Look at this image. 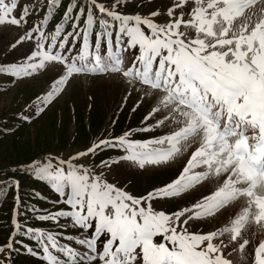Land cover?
<instances>
[{"label":"snow or ice","instance_id":"6c2138e0","mask_svg":"<svg viewBox=\"0 0 264 264\" xmlns=\"http://www.w3.org/2000/svg\"><path fill=\"white\" fill-rule=\"evenodd\" d=\"M129 2H70L63 22L49 31L59 0H45V7L39 0H31V7L0 0V28L25 29L9 50L31 45L16 61L0 62V76L15 82L56 73L37 97L33 116L79 76L118 74L128 89L140 93L138 104L145 98L152 102L145 122L153 124L139 131L167 129L143 142L125 132L68 159L33 161L28 171L57 194L56 204L64 205L35 218L74 231L21 225L17 209L8 242L0 244V264L18 251L20 234L37 242L43 264H232L229 246L237 245L232 251L243 255L251 244L245 234L264 231V0H169L163 10L144 15L123 11ZM33 15L41 22L28 27ZM31 119L23 116L25 122ZM103 148L125 154L101 161L99 172L78 163ZM120 161L138 169L182 164L170 182L135 197L104 178L103 169ZM11 179L0 182V191L13 186ZM203 186L211 190L176 212L153 207L155 200ZM14 199L18 205L20 197ZM229 209L212 230H191L193 222L217 220ZM248 255L251 264H264V241Z\"/></svg>","mask_w":264,"mask_h":264},{"label":"rangeland","instance_id":"374dc122","mask_svg":"<svg viewBox=\"0 0 264 264\" xmlns=\"http://www.w3.org/2000/svg\"><path fill=\"white\" fill-rule=\"evenodd\" d=\"M19 2L21 4L28 3L31 7V0H19ZM70 2H76V0H59L58 7L53 10L49 31H51L52 26L55 24L63 22L62 16ZM39 3L41 7H45V0H39ZM168 4L169 0H130L123 11L128 14L140 13L144 15L156 8L163 10ZM16 15H19V10H17ZM40 15L43 16L44 13L42 12ZM40 22V19L36 15L30 16L28 18V27H31L33 23L39 24ZM22 31H25V29L0 28V62H3L5 65L14 62L18 57L24 56L31 48L30 44H24L15 50H9L10 43ZM127 55L130 61L132 53H128ZM55 76V72H45L34 78L21 79L15 82H12L7 76H0V171L8 168L12 141L16 140L19 142L22 135L32 136L41 126L48 122L53 124L52 129L54 132L59 129L61 121L65 122L68 128L67 138L63 147H58L56 145L58 143L57 138L54 137L55 133L54 135L53 133H49V138L51 139L49 141L52 143L54 149L50 152L37 154L35 158L37 161L56 157L68 159L86 150L100 139L119 137L125 132H130L131 139L143 142L153 137H158L164 131H167V129H154L151 132L139 131L140 128L153 124L151 120L145 122V117L152 107V102L149 98H145L138 104L140 93L128 89V86L118 74L96 77L79 76L72 80L66 90L43 113L33 116V106L38 103L37 97H42L46 90L49 89L50 83ZM128 91H131L130 95L127 94ZM65 110H68L67 115H64ZM76 110L83 111L85 131L76 129ZM92 110H94V113L99 111L100 117L103 118L99 128L96 129H90L89 127L88 113ZM25 115L32 116L31 122L23 120V116ZM122 117L124 119V126L120 130H115L117 124L121 122ZM6 129L9 131H5ZM124 154L118 148H103L97 150L94 155L81 158L78 163L94 167L99 172L101 171V161L119 160ZM181 164L182 161L173 166H149L144 169H138L129 162L120 161L117 164L111 165L110 168L103 169V174L109 183L123 189L130 195L144 197L154 189L170 182L178 174ZM6 179L7 177H4V174H0V181ZM31 179L32 184H28L25 190L20 189V187L17 190L20 198L22 196L21 192L25 191L26 194H31L30 197L26 198L27 201H20L18 204V214H24L23 223L45 232L66 231L67 233H72L74 230L70 226L62 229L55 223L43 222L35 218L37 214L55 212L57 209L64 207V205L55 203L58 199L57 194L45 182L38 181L33 173L31 174ZM153 179H156V181L154 182ZM151 184L153 186L146 189ZM210 190L209 186H203L189 191L180 197L155 200L152 202L153 207L158 211L166 213L176 212L191 205ZM35 193H39L43 198L38 199ZM14 197L12 198L11 205H13ZM31 209H37L38 211L32 212L30 211ZM230 211L231 209L226 210L217 220L193 222L191 230L208 232L214 226H219L220 222L229 216ZM30 222H34L35 225H29ZM61 223L66 224L65 221H61ZM7 235L4 244L8 242L10 232ZM245 238L249 239L251 244L248 249H245L243 255L232 251V249L237 247L235 244H231L229 249L226 250V254L232 261V264H251V258L248 253L255 247L258 241H264V231H249L245 234ZM16 239L19 241L15 245L18 251H14L11 260H5V264H43L42 256L39 254L40 248L35 240L27 238L24 235L17 236ZM224 240L227 243L228 237H224ZM27 249H33L37 252V255L29 254ZM0 259H4V257L0 256Z\"/></svg>","mask_w":264,"mask_h":264},{"label":"trees","instance_id":"16d2710c","mask_svg":"<svg viewBox=\"0 0 264 264\" xmlns=\"http://www.w3.org/2000/svg\"><path fill=\"white\" fill-rule=\"evenodd\" d=\"M69 110V108H68ZM65 110L64 115H67V111ZM76 129H81L85 131V127L83 124V111L76 110ZM88 121H89V127L90 129H96L99 128L103 118L100 117L99 111L94 113V110L90 111L88 113ZM124 126V119L122 117L121 122H119L115 128V130H120ZM53 124L51 122H48L47 124H44L41 126L38 131H36L32 136L30 135H22L21 140L17 142L16 140L12 141L11 144V151H10V157L8 159V168L4 169L3 171H0L1 175L4 174V177H7L6 180L0 181L2 183L9 182V178L11 177V184L13 185V180L19 181V187L22 190H25L28 184L31 183L30 173L31 171H28L30 169L31 164L33 161H37L35 158L37 154L50 152L54 148L52 147V143L50 142L51 139L49 138V133H55L54 137L57 138L58 143L56 145L62 146L65 139L67 138V125L65 122L60 123L59 129L57 131H53ZM50 140V141H49ZM56 146V148H58ZM7 160V159H6ZM5 161V160H4ZM165 177V175H164ZM167 177V176H166ZM157 178V177H155ZM154 182L156 179H153ZM2 183H0V187H2ZM154 184V183H153ZM151 184L146 189L153 186ZM21 198L20 201L24 202L27 201V197H30L29 193L26 194V192H21ZM20 196V194H19ZM14 197V190L12 187H3L2 191H0V244H4L7 238V234L11 232V225H10V216H11V208L12 204V198ZM21 214V213H20ZM24 215V214H23ZM22 214L20 216V220L24 219V216ZM31 225H35L34 222H30ZM27 238H31L28 235H24Z\"/></svg>","mask_w":264,"mask_h":264}]
</instances>
